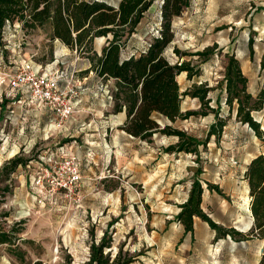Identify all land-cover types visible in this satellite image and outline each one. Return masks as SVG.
I'll use <instances>...</instances> for the list:
<instances>
[{
  "label": "rangeland",
  "instance_id": "obj_1",
  "mask_svg": "<svg viewBox=\"0 0 264 264\" xmlns=\"http://www.w3.org/2000/svg\"><path fill=\"white\" fill-rule=\"evenodd\" d=\"M161 4L162 0H155L123 48V58L139 55L160 34ZM172 31L174 39L165 57L173 65L187 62L196 72L192 77L186 72L177 77L181 91L209 88L208 106L214 112L187 95L182 98L183 113L204 110L208 115L175 122L156 119L162 128L168 124L196 138L198 152H168L178 138L158 133L125 145L126 154L118 159L94 157L90 163L83 162V182L73 192L52 191V178L46 172L48 156L57 154L69 136L51 128L53 120L40 123L29 110L32 106L9 97L11 89L0 85V168L16 157L27 160L9 175L8 168L0 176V232L14 238L13 245H0V264H88L92 243H100L105 233L110 244L105 253L114 259L121 252L123 258L133 257V264L259 262L260 239L235 241L228 235L215 240L217 231L202 219L193 232L186 233L175 218L198 180L208 191L204 204H212L205 213L222 229L246 234L253 225L246 171L252 159L264 155V143L226 104L225 74L229 57L234 56L254 99L264 91V0H191L173 19ZM50 36V24L31 32L7 29L0 48V82L24 61L52 62L59 49ZM250 40L254 41L253 56ZM106 46L104 38L96 39L92 54L102 55ZM78 55L88 57L85 52ZM64 59V66L69 67L70 55ZM216 114L226 125L220 137L208 138L211 126L217 123ZM253 116L264 129V101ZM82 118L87 125L77 135L79 143L87 136L95 148L104 140L114 143L115 129L100 136V119L87 113ZM39 178L44 180V188L36 184Z\"/></svg>",
  "mask_w": 264,
  "mask_h": 264
},
{
  "label": "trees",
  "instance_id": "obj_2",
  "mask_svg": "<svg viewBox=\"0 0 264 264\" xmlns=\"http://www.w3.org/2000/svg\"><path fill=\"white\" fill-rule=\"evenodd\" d=\"M155 0H0V48L3 35L8 27L14 28L16 23L28 32L51 25V41H60L70 50L85 52L91 61L90 70L103 79H114L116 88L111 92L115 102L114 113L126 110L127 120L120 128L134 138L151 139L155 133H163L178 138L176 145L170 146L168 152L197 153L196 138L170 125L161 127L154 118L159 117L175 122L188 119L193 115H208V112L183 113L181 104L183 96L198 98L202 107H209L207 101L209 88L194 87L193 91L182 92L177 77L186 72L192 77L196 72L187 62L171 64L165 52L174 39L172 21L189 7L191 0H162L160 34L139 55L123 58V48L136 32L146 13ZM107 38V46L102 55L92 54L93 45L98 38ZM264 41V39H263ZM253 40H250V53L254 54ZM2 49V48H1ZM213 53L208 50L207 53ZM92 54V55H91ZM200 55V54H199ZM264 71V55L261 60ZM90 70H87L88 73ZM226 104L236 110L237 118L249 125L256 136L264 143V129L253 116L254 111L262 109L264 91L257 99L248 92V79L244 76L239 61L229 57L225 74ZM208 138L221 132L226 125L224 118L216 114ZM1 119V116H0ZM27 160L16 157L0 168V176L9 168L8 175ZM249 183L250 210L253 225L248 233L242 234L235 229H222L203 210L204 188L198 180L192 184L187 201L180 206L176 220L183 225L186 233L194 231L195 218L207 222L217 231L215 240L231 236L235 241H246L258 238L262 241V256L257 264H264V155L251 160L246 171ZM211 187V186H209ZM7 191L9 189L7 188ZM14 244V238L8 232H0V245ZM110 247L107 233L100 243L93 242L88 264H133V257L123 258L122 253L112 259L105 253ZM24 262V257L20 258ZM33 264H47L36 261Z\"/></svg>",
  "mask_w": 264,
  "mask_h": 264
},
{
  "label": "built area",
  "instance_id": "obj_3",
  "mask_svg": "<svg viewBox=\"0 0 264 264\" xmlns=\"http://www.w3.org/2000/svg\"><path fill=\"white\" fill-rule=\"evenodd\" d=\"M14 27L22 29L19 23ZM4 84L11 89L9 97L18 98L21 103L27 102L42 115H51V128L66 130L82 102L83 89L76 77V71L65 67L58 58L45 65L37 64L33 60L24 61L13 74L1 80L0 85ZM108 94L113 100L110 91ZM47 164V177L52 178L50 186L55 193L60 190L73 192L83 182L80 159L71 149L60 147L57 154L48 156ZM36 184L45 187L41 178Z\"/></svg>",
  "mask_w": 264,
  "mask_h": 264
},
{
  "label": "crops",
  "instance_id": "obj_4",
  "mask_svg": "<svg viewBox=\"0 0 264 264\" xmlns=\"http://www.w3.org/2000/svg\"><path fill=\"white\" fill-rule=\"evenodd\" d=\"M103 38L107 42V38ZM53 43H55L56 47H58L59 49V51H55L54 59L58 58L62 63L65 64L66 60L64 59V56L70 55L73 61L70 63V66L68 68L70 70L76 71V77L79 80V83L82 85L83 89L81 95V104L78 106V109L72 120L68 123L66 130H61L64 133L63 136H69V139H64V144L60 147H66L68 149H71L73 153L78 156V158L80 159L82 172H84V169H82V167H85L83 162L90 163L94 161L95 158H100L103 160L109 157H115L116 159L120 158L124 153L126 154V151H124L125 145L128 146L129 143H134V141H137L136 143H139L138 140L140 139L134 138L133 136L129 135L120 128L124 125L127 120V113L125 109L118 113H114L115 102L114 100H111L109 98L108 92L116 88L115 80H106L97 76L94 71L90 70L92 64L88 58H80L78 52L70 50L60 41H53ZM45 64L47 63H44L43 65ZM87 70L90 71L86 73ZM110 84L112 85V87H110ZM24 103L28 107L32 106L25 101ZM29 110L31 111V113H34L39 118L40 123L42 121V124H46L47 120H53V117L51 115H42L41 112L37 110L34 106H32ZM84 113L93 114L96 118L100 119L98 123H100L103 128L101 127L100 131H98V135H107L110 131H114L115 129V132L112 133L115 135L114 143H108V141L104 140L100 148H95L94 146H92V143L88 140L90 136H87L85 142L81 141V143H79L77 135L81 134L82 131L85 129V126L87 125V120H83L82 118ZM156 116L157 115L155 114V119ZM48 125L49 124H47L46 126ZM157 134L158 133H155L154 136H157ZM119 139L122 141L121 143L118 141ZM160 154H162V152H160ZM133 155L138 156V152L133 151ZM207 193L208 191L204 189L202 203V208L204 212L209 208V206H212V204L210 203L204 204ZM179 210L181 209H178L176 215L180 212ZM199 223L201 224L202 220L200 218H195V224L197 225Z\"/></svg>",
  "mask_w": 264,
  "mask_h": 264
},
{
  "label": "water",
  "instance_id": "obj_5",
  "mask_svg": "<svg viewBox=\"0 0 264 264\" xmlns=\"http://www.w3.org/2000/svg\"><path fill=\"white\" fill-rule=\"evenodd\" d=\"M252 214V213H251Z\"/></svg>",
  "mask_w": 264,
  "mask_h": 264
}]
</instances>
